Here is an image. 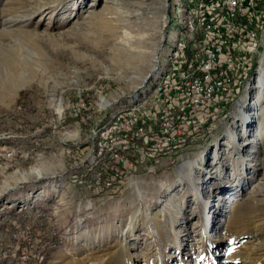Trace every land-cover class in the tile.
Segmentation results:
<instances>
[{
	"label": "rangeland",
	"instance_id": "1",
	"mask_svg": "<svg viewBox=\"0 0 264 264\" xmlns=\"http://www.w3.org/2000/svg\"><path fill=\"white\" fill-rule=\"evenodd\" d=\"M252 1V20L241 13L237 22L256 38L249 64L208 86L216 93L204 108L172 111L177 142L183 135L164 153L149 156L150 143L129 136L132 164L114 160L122 142L104 133L169 113L181 97L173 88L136 110L159 74H173L189 3L168 0L164 16L163 0H0V264H264V124L253 123L264 102L251 106L264 0ZM52 6L42 18L30 13ZM28 13V25L8 27ZM194 31L189 45L199 43ZM189 123L201 130L179 131ZM245 136L255 142L244 149ZM116 170L128 184L102 190Z\"/></svg>",
	"mask_w": 264,
	"mask_h": 264
},
{
	"label": "built area",
	"instance_id": "2",
	"mask_svg": "<svg viewBox=\"0 0 264 264\" xmlns=\"http://www.w3.org/2000/svg\"><path fill=\"white\" fill-rule=\"evenodd\" d=\"M193 4V14H198L197 27H195L194 36H199V43L198 45H189V37L191 36H187L186 48L184 49L183 55L179 57L177 70L173 72L171 77H169V81H167L166 86L159 87V92L155 96V98L165 100V98L172 95L171 90L176 88L177 92L175 96L181 95V97L173 104L167 100L168 104L174 106L170 108V111H168L169 113H166L167 111L164 110L160 111L159 108L156 109L157 112H152L153 114L151 117H146L145 131L137 130V120L139 119L135 120V123L131 122V126L128 125V127L125 128L137 130L138 133H140L142 140H149L151 149H154V147H163V153L167 151L166 143L178 144V142H181L182 140L181 138L183 134L179 136V138H181L178 142L174 137L178 133L175 131L178 119L175 121V126H167V119L175 118L174 116L176 114L172 111L176 110V113L179 110L180 112H186L189 111V109H194L195 107H203V105L210 102L214 98L216 93H207V87L216 84L222 86V82L226 77L230 80L231 74L229 73V64L231 57L226 52L234 45L235 40L243 39L244 29H249V27L248 25H236L234 22H229V9L242 7V14L246 18H249V14H253L252 0H242V2H235V0H193ZM201 24H208V31H201ZM214 29H221L222 37H214ZM250 39L251 38L248 36V40ZM187 54L192 55L194 60L191 59V61H198V69H191L190 62V70L188 71L199 70V79H186V66L188 64V61L186 62ZM224 55H227L230 59L229 62L227 61V63L222 64L221 59ZM244 64H249V57L246 59L244 56H240L239 64H237V72L243 70ZM176 75L181 78L177 76V78L174 79ZM173 79L174 81L172 82ZM143 108L144 105L140 108L138 107L136 110ZM130 117L131 116H129V118ZM187 125L189 127H179V131L184 129L183 133H189V135H192L194 132H189V129L191 128L190 130L193 131L194 125L191 123ZM121 131H124V129L120 131L117 130L111 133L110 137H106L112 138L114 143H116V141L122 142V145H119V149L117 151H120L123 154L117 153L114 160L119 161L120 158L124 157L128 160L131 157L133 159L131 163H136V152L132 149V141L121 138ZM161 155L162 154H159V156H151L150 160H147V165L149 164L148 166L150 167L145 170L150 173H154V166L157 164L158 158ZM130 165L131 164H129V168H131ZM124 175H122L120 170L114 171L111 175L108 173L104 174L102 177L101 189H111L113 188V183H123L127 185L128 180L124 177ZM112 192H115V190H112Z\"/></svg>",
	"mask_w": 264,
	"mask_h": 264
},
{
	"label": "bare ground",
	"instance_id": "3",
	"mask_svg": "<svg viewBox=\"0 0 264 264\" xmlns=\"http://www.w3.org/2000/svg\"><path fill=\"white\" fill-rule=\"evenodd\" d=\"M186 1V4H188L187 6V10H185V13H186V16L183 14V16H185V20L183 21V24L185 26V30L184 32L181 34L182 37L184 36H191L189 37V44L190 42H193L194 40L193 39H196L193 37V34L192 33L194 31V27H192L191 25V18L193 16V7H192V3H193V0H185ZM235 2H242V0H235ZM15 3V2H14ZM18 3V2H17ZM163 6H164V9H165V13H164V16H166V10H167V7H168V0H163ZM256 4V3H255ZM24 6V5H23ZM54 6L52 7H47V8H38L35 12H30L31 14L32 13H36V14H43L41 15V18L43 16L46 15V13L44 12H48V10L50 9H53ZM242 13V7H235L234 9H229V22H234L236 23V25H238V15ZM256 13V12H255ZM31 14L28 13L27 16H22V15H17L15 14L14 17H9L7 18L6 20V23L8 25V27H11L13 24H17V23H23L25 25H28V22L30 21V18H31ZM49 14V12L47 13ZM253 14H254V11H253ZM257 14V13H256ZM242 16V15H241ZM259 16V15H258ZM262 17V16H261ZM253 16L252 14H249V21L252 20ZM3 19V17H2ZM4 21V20H3ZM238 22V23H237ZM261 22V21H260ZM263 23V22H262ZM240 24V23H239ZM206 27H203L202 31H208V24H205ZM251 26V25H250ZM22 27V26H21ZM0 28H2L0 26ZM7 28V27H6ZM202 28V27H201ZM8 30V29H7ZM195 32V31H194ZM7 33V32H6ZM251 30L250 28L249 29H245L244 30V36H243V39L242 40H235L234 42V45L231 47V50H227V54L230 55V57H228L227 55H224L222 57V64L224 63H227V61L229 62V59H230V64H229V73L231 75H234L237 72V64H239V57L240 56H244V58L247 59V57H249V60L251 61V57L253 55V50L255 49L256 45L254 44L256 38L254 39H250L248 40V36L250 37L252 34H251ZM4 35V34H3ZM257 36V35H256ZM214 37H222V30L221 29H217V30H214ZM186 40L187 39H184V40H181L179 39V44H177L176 46V49H174L175 51L172 53V59H171V70L174 72L177 70V66L179 65V57H181V55H183V52H184V49L186 48ZM195 44V42H194ZM197 45V44H195ZM158 55V54H157ZM157 57L154 58V60L156 59ZM191 69H198V61H191ZM195 71V72H194ZM172 72V73H173ZM194 72V74L192 75V73ZM170 73V72H169ZM172 75V74H171ZM171 75L169 77H171ZM239 75V74H238ZM168 76V75H167ZM236 78V77H235ZM243 78V77H242ZM186 79L187 80H194V79H199V70H191V71H187L186 72ZM238 79V78H236ZM245 79V78H243ZM167 81H169V78L168 77H165V75L162 74V76H158V80H157V84H156V87L155 90H154V93H152L151 90L150 94L146 95L145 98H143L142 102H138L140 105L139 106H135L136 109L141 106H143L144 104H149V102H151L152 100H156L158 98H155V96L158 94L159 92V87L160 86H166L167 85ZM148 82V81H146ZM254 87H253V90H255V101L252 103V107H255L257 108L258 106H261L263 105V102H264V56L262 57V60L260 61L259 63V71H258V76L257 78L255 79V82H254ZM238 89V88H237ZM148 90V89H147ZM148 90V92H149ZM145 91V90H144ZM144 95V94H143ZM227 95V94H226ZM233 95V94H232ZM142 96V95H141ZM230 96V95H229ZM228 96V97H229ZM139 98V97H138ZM224 99H227L224 97ZM148 100V101H147ZM225 101V100H223ZM155 102V101H154ZM227 102V101H226ZM223 103V102H222ZM217 104V103H216ZM157 105V104H156ZM110 106H113V105H108V107ZM217 106V105H216ZM226 106V105H225ZM224 106V108H225ZM220 107H223L222 105H220ZM204 108V107H203ZM223 108V109H224ZM220 110V109H219ZM135 111V110H134ZM150 114V113H149ZM127 117L128 116H132L133 113H129V114H126ZM152 116V114H151ZM150 116V117H151ZM149 117V116H147ZM244 117V112H240L239 115H238V119L241 120L242 118ZM121 119H124V118H121ZM243 120V119H242ZM145 121L144 120V117L143 118H139V120H137V130L138 131H145ZM167 126H175V120L173 121V119H167ZM254 124H264V117H262L258 122H253ZM207 124V123H206ZM205 126V125H204ZM112 129H110L109 131H106V133H104V136L105 138L106 137H110V134L119 130V127L118 125H115L114 127H111ZM135 130V129H124V131H121V138H123L124 140H129L128 137L129 136H132L133 138V141L134 140H137V141H140V139L142 140V137H140V133H138V131ZM201 130V126H199V128H194V131H200ZM246 134V133H245ZM261 135H262V132H261ZM137 138V139H136ZM244 143H242V147L245 149L247 147V145L251 144V143H254L255 141H248V142H245L247 141L246 140V136L244 137ZM132 141V142H133ZM145 143L148 147H149V140H143L142 143ZM143 143V144H144ZM133 144V143H132ZM138 144V143H137ZM168 145H172L174 143H166ZM139 145V144H138ZM177 145V144H176ZM133 146V145H132ZM136 146V145H135ZM170 147V146H169ZM155 148V147H154ZM143 149L144 146H143ZM133 150H136V147L133 148ZM139 150V149H138ZM158 150V148L156 149ZM155 150V151H156ZM162 150V149H161ZM151 152H153V149L151 148H148L147 149V152L146 154L150 156ZM138 153V152H137ZM152 155V154H151ZM148 156V157H149ZM141 164V163H140ZM143 164V163H142ZM140 166V165H139ZM142 167V166H141ZM33 177H36L38 180L39 179H43L41 177H43V173L41 171H36V172H33ZM113 186H114V183H113ZM170 205L166 204V208H168Z\"/></svg>",
	"mask_w": 264,
	"mask_h": 264
},
{
	"label": "crops",
	"instance_id": "4",
	"mask_svg": "<svg viewBox=\"0 0 264 264\" xmlns=\"http://www.w3.org/2000/svg\"><path fill=\"white\" fill-rule=\"evenodd\" d=\"M190 162H185L182 166H189Z\"/></svg>",
	"mask_w": 264,
	"mask_h": 264
}]
</instances>
